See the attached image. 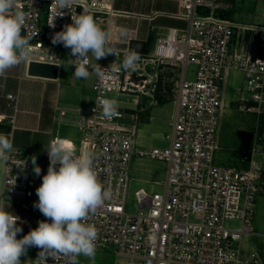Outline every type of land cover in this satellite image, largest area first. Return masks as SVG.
<instances>
[{"label":"built area","instance_id":"built-area-1","mask_svg":"<svg viewBox=\"0 0 264 264\" xmlns=\"http://www.w3.org/2000/svg\"><path fill=\"white\" fill-rule=\"evenodd\" d=\"M20 3L29 13L22 35L38 32L30 41L28 62L55 64L51 56L61 59L60 49L70 55V49L62 44L53 45L51 37L62 31L65 24H71L72 17L85 8L97 20L116 12L113 0H80L71 12L62 9L64 14L52 0H20ZM232 6L218 0H178L176 15L187 21L185 28L169 27L166 36L151 51L140 53L137 71L131 75L120 68L129 48L108 44L117 55L110 54L97 63L103 68L111 66L113 79L99 81L95 77L96 101L91 107H59L55 115L57 122L76 124L80 142L86 148L85 156L91 154L98 179L111 189V198L90 214L87 223L98 229L96 250L113 244L121 264H264V253L258 247L242 246L244 236L258 234L253 219L256 198L264 188V134L254 131L248 166H221L215 162V152L221 148L218 143V114L223 106L221 84L230 68L244 74L248 97L242 96V100L252 101L245 110L264 114V13L257 27H244L246 31L258 32L254 46L246 39L242 53L230 60L234 25L217 17L215 11ZM52 21L54 26L49 25ZM155 62L181 68L170 143L153 147L149 153L150 157L166 162L167 174L162 191L149 193L144 188L135 191L139 209L130 213L125 205L135 152L134 130L128 122L133 115L119 106L117 117L105 119L98 102L102 98L117 99L121 93L143 92L151 82L147 67ZM189 63L195 65L192 78L186 76ZM7 99L13 108V115L8 118L11 123L17 110V95L9 93ZM6 118L0 114V122ZM256 155L261 159L255 158ZM30 169L31 161L13 146L11 161L3 167L0 206L20 217L18 222L31 218L38 226V219L31 215L35 201L28 195ZM233 220H238L239 226L226 224ZM39 251L34 247L29 264H36ZM47 264H66V260L58 256L55 260L49 258Z\"/></svg>","mask_w":264,"mask_h":264},{"label":"clouds","instance_id":"clouds-1","mask_svg":"<svg viewBox=\"0 0 264 264\" xmlns=\"http://www.w3.org/2000/svg\"><path fill=\"white\" fill-rule=\"evenodd\" d=\"M79 2L52 0L61 13L65 8L70 11ZM28 18L29 13L22 8L20 0H0V76L29 57L30 41L38 32L22 35ZM49 25L54 26L53 21ZM120 35L126 37L127 33L122 30ZM110 38L111 33L101 28L85 8L80 15L72 17L71 24H65L62 31L52 35L51 42L70 49V57H75L72 59L75 78L86 80L95 75L99 81H106L113 79V69L103 68L97 61L110 54L117 55L107 46ZM51 57L56 66H61V59ZM140 60V53L130 48L124 53L120 68L131 75L137 71ZM98 104L105 119L118 116L117 99L102 98ZM66 143L53 141L44 148L49 166L36 188L38 201L33 207L45 219L39 220L36 228L18 239L17 235L23 231L18 223L20 217L0 206V264H23L21 257L31 247L40 249L36 264H47L49 258L55 260L58 256L65 258L66 264H77L80 256L95 257L98 229L87 221L90 214L111 198L112 192L98 179L91 154L77 157L64 146ZM12 151L11 137L0 132V169L11 161ZM31 163L34 174L41 176L35 156L31 157Z\"/></svg>","mask_w":264,"mask_h":264},{"label":"crops","instance_id":"crops-1","mask_svg":"<svg viewBox=\"0 0 264 264\" xmlns=\"http://www.w3.org/2000/svg\"><path fill=\"white\" fill-rule=\"evenodd\" d=\"M218 1L230 2L233 5L232 8H219L215 11L217 17L228 20L234 25L235 35L229 53V59L232 60L235 55L242 53L246 39H249L251 45L254 46L258 32L246 31L244 27L252 25L257 27L261 24L264 9L260 15L253 14L251 22L245 23L233 20L229 14V11L235 8V0ZM112 6L116 12L112 15L104 14L102 19L97 20L95 14L89 15L94 17L101 28L111 33L108 44L115 48L130 49L132 40H140L147 43L146 52H148L154 48L157 41L166 36L169 27L181 29L187 26V21L176 15L178 0H113ZM122 30L127 33L126 37H121ZM60 51V56L61 54L70 56L63 49ZM72 63L65 68L61 62L57 78L29 75L27 73V60L9 69L4 76H0V114L7 117L3 122H0V132L11 137L13 146L19 148L24 157L30 161L33 156L37 158V165L41 168V176L38 177L34 174L31 163L28 194L29 198L35 202L38 201L36 188L42 183V176L47 173L49 166L48 154L44 148L48 147L50 142L66 141L64 146L70 148L73 153L77 147L79 148V154L74 153L75 156L86 155V148L80 142L81 135L76 124L55 120L59 107L67 109L89 108L96 101L93 90L96 76L91 75L86 80L75 78L73 76L75 69ZM9 93L17 95V110L11 123L8 118L13 115V108L7 104V94ZM126 94L128 93L118 94L119 99L122 101L120 96ZM136 102L138 100L133 99L131 107H134ZM173 104L175 114L176 99H174ZM161 107L163 104L154 105L150 109V119L154 117V110ZM133 160L134 158H132ZM2 190L3 168L0 169V192ZM32 209L33 218L38 219V221L45 219L38 209H34V207ZM18 223L19 225H37L31 218ZM260 251L262 254L264 253L263 250L260 249Z\"/></svg>","mask_w":264,"mask_h":264},{"label":"rangeland","instance_id":"rangeland-1","mask_svg":"<svg viewBox=\"0 0 264 264\" xmlns=\"http://www.w3.org/2000/svg\"><path fill=\"white\" fill-rule=\"evenodd\" d=\"M264 9V0H235V8L229 11L233 20L249 23L252 16L260 15ZM61 62L66 68L72 63L71 57L61 54ZM180 65L169 63H151L147 67L151 82L143 89V92L128 93L118 96V104L123 109L133 115L128 118V122L133 127L135 137V156L131 162V180L126 198V211L137 212L139 203L135 191L144 188L149 193L163 190L167 174L166 162L159 158L150 157L149 153L153 147H165L169 144L173 128L174 99L176 98V88L180 80ZM195 72V65L187 64L186 76L192 78ZM244 74L241 70L232 68L225 76L221 84L223 106L218 114V143L220 149L215 152V162L221 166H237L239 168L248 166L249 161L239 154L240 139L237 136L239 129L257 131L264 134V114L246 111L245 107L250 105L242 96L248 97L245 91ZM164 98L163 107L156 108L154 117L150 119V109L154 105H159V98ZM137 99L134 107H131L132 100ZM128 106V107H126ZM264 109V105H263ZM140 151L143 152L140 155ZM86 152V149H85ZM79 154V148L74 151ZM146 153V154H145ZM257 159L261 157L255 156ZM230 227L239 226L238 220L227 221ZM22 233L17 235L21 238L37 225H20ZM253 227L258 233L253 236H244L242 246L244 248L258 247L264 251V188L257 196L254 206ZM34 256V247L27 251L26 256H22L23 264H29ZM121 257L116 254V247L107 244L102 249L97 250L94 258L80 256L77 258L78 264H121Z\"/></svg>","mask_w":264,"mask_h":264},{"label":"water","instance_id":"water-1","mask_svg":"<svg viewBox=\"0 0 264 264\" xmlns=\"http://www.w3.org/2000/svg\"><path fill=\"white\" fill-rule=\"evenodd\" d=\"M130 48L139 53H145L147 50V43L140 40H132ZM58 66L53 63H45L35 60L28 62L27 73L33 76H39L44 78H57ZM137 79V77H135ZM237 136L240 139L239 154L246 160L250 159V146L254 136V131L239 129Z\"/></svg>","mask_w":264,"mask_h":264},{"label":"trees","instance_id":"trees-1","mask_svg":"<svg viewBox=\"0 0 264 264\" xmlns=\"http://www.w3.org/2000/svg\"><path fill=\"white\" fill-rule=\"evenodd\" d=\"M148 52H149V51H148ZM158 98H159V100H158L159 103L162 104L163 102H165V101H164V100H165L164 98H161L160 96H159ZM247 102H248V104H252V101H247ZM4 131H6V130H4ZM7 131H9V128H7ZM32 210H33V209H32Z\"/></svg>","mask_w":264,"mask_h":264},{"label":"bare ground","instance_id":"bare-ground-1","mask_svg":"<svg viewBox=\"0 0 264 264\" xmlns=\"http://www.w3.org/2000/svg\"><path fill=\"white\" fill-rule=\"evenodd\" d=\"M141 83H144V82L141 81Z\"/></svg>","mask_w":264,"mask_h":264}]
</instances>
